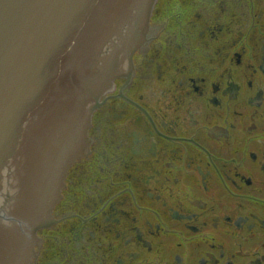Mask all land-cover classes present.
<instances>
[{
    "label": "flooded vegetation",
    "instance_id": "1",
    "mask_svg": "<svg viewBox=\"0 0 264 264\" xmlns=\"http://www.w3.org/2000/svg\"><path fill=\"white\" fill-rule=\"evenodd\" d=\"M29 264H264V0H158Z\"/></svg>",
    "mask_w": 264,
    "mask_h": 264
},
{
    "label": "water",
    "instance_id": "2",
    "mask_svg": "<svg viewBox=\"0 0 264 264\" xmlns=\"http://www.w3.org/2000/svg\"><path fill=\"white\" fill-rule=\"evenodd\" d=\"M152 2L0 0V264H19L8 253L44 225L84 147L111 69L107 40L115 36L120 51Z\"/></svg>",
    "mask_w": 264,
    "mask_h": 264
}]
</instances>
